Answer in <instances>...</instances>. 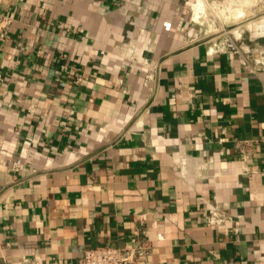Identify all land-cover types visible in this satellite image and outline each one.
Returning <instances> with one entry per match:
<instances>
[{
	"label": "crops",
	"instance_id": "0c3cea01",
	"mask_svg": "<svg viewBox=\"0 0 264 264\" xmlns=\"http://www.w3.org/2000/svg\"><path fill=\"white\" fill-rule=\"evenodd\" d=\"M3 16L0 264L141 241L134 264H264V146L236 147L264 137V50L211 53L188 0H0Z\"/></svg>",
	"mask_w": 264,
	"mask_h": 264
},
{
	"label": "rangeland",
	"instance_id": "374dc122",
	"mask_svg": "<svg viewBox=\"0 0 264 264\" xmlns=\"http://www.w3.org/2000/svg\"><path fill=\"white\" fill-rule=\"evenodd\" d=\"M188 7L212 47L236 48L249 59L263 55L264 0H188Z\"/></svg>",
	"mask_w": 264,
	"mask_h": 264
},
{
	"label": "built area",
	"instance_id": "2783aa9c",
	"mask_svg": "<svg viewBox=\"0 0 264 264\" xmlns=\"http://www.w3.org/2000/svg\"><path fill=\"white\" fill-rule=\"evenodd\" d=\"M7 16L0 18V31L7 33L9 20ZM233 47V46H231ZM235 48V47H233ZM224 47H211V53L217 51H225ZM234 52L240 53L239 49H233ZM232 51V52H233ZM142 63L141 60H139ZM243 62L250 65V59L243 56ZM261 64L264 65V60L262 59ZM143 64V63H142ZM142 69L146 70L145 65H142ZM254 143H260L264 146V137L258 140H241L236 143V147L241 151V153L248 157L249 147ZM23 164L21 160L15 159L11 163V169L15 172H19ZM223 216H220L218 212H213L210 216H207V220L210 223H220L223 220ZM148 243L145 241L137 242L134 246L129 247H119L115 245H99L96 247H90L84 250L82 263L83 264H134L137 260L147 254ZM25 264V263H23Z\"/></svg>",
	"mask_w": 264,
	"mask_h": 264
}]
</instances>
